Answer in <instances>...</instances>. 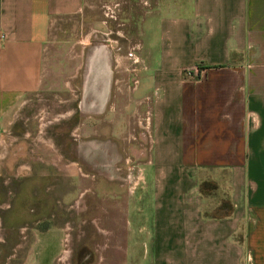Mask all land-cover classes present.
I'll list each match as a JSON object with an SVG mask.
<instances>
[{"label": "crops", "instance_id": "obj_1", "mask_svg": "<svg viewBox=\"0 0 264 264\" xmlns=\"http://www.w3.org/2000/svg\"><path fill=\"white\" fill-rule=\"evenodd\" d=\"M148 1L130 96L146 115L145 159L137 137L128 147L143 182L135 196L119 191L131 161L108 105V48L93 44L83 52L72 98L58 96L50 110L39 105L59 83L44 73L54 19L77 13L83 0H0L3 230H27L21 224L30 214L54 220L59 200L70 199L69 183L89 179L95 196L88 200L103 206L96 210L118 214L90 221L107 234L94 264H264V0ZM140 82L146 91L136 96ZM11 177L19 179L14 194L7 191ZM208 181L225 187L226 215H206L209 199L199 185ZM31 183L45 186L31 190ZM123 214L131 222L120 225ZM12 216L24 220L17 226ZM28 230L32 240L19 264H57L63 224Z\"/></svg>", "mask_w": 264, "mask_h": 264}, {"label": "rangeland", "instance_id": "obj_2", "mask_svg": "<svg viewBox=\"0 0 264 264\" xmlns=\"http://www.w3.org/2000/svg\"><path fill=\"white\" fill-rule=\"evenodd\" d=\"M83 2L84 4L77 13L54 19L50 29L52 35L49 38V46L44 55V73L48 79L50 77L54 80L57 79L59 82L57 86L59 87H52L53 93L51 95L46 93L47 96L42 97L39 105L50 110L51 102L54 103L58 96L67 95L72 98L71 95L76 93L81 76V69L74 71V65L81 61L83 52L93 44H101L108 48L112 68L108 105L110 112L115 114V117L121 122L119 134H121V138H124L123 142L125 144H123L126 146V153H128L125 158L129 157V161H131L122 167L124 176L128 178H126V182L122 184L123 188L119 191L124 193L127 192L126 188H128L136 196L142 192L140 190L143 182L140 180L141 174L139 168L135 165V160L130 159L131 153L128 151V147H134L132 138L135 136L142 145L141 149L145 148L146 143H143L142 138L146 135V129L144 128L146 115L143 107L140 106L137 109L136 103L132 102L130 96H132L131 91L136 80V67L140 63L138 37H136L137 29L139 20L150 3L148 0H83ZM141 41L143 50L146 39L141 38ZM74 72V78H70ZM140 78L141 76L138 77L139 80ZM54 80L52 81L53 84L56 83ZM66 80L69 81V83H66V86L69 85V87L62 86V82ZM140 84L141 82L139 83L141 93L135 91L134 95L136 96L142 95L146 91L145 88L141 90ZM46 89L48 91V88ZM108 128L111 129L112 127ZM143 153L144 155L140 160L145 159V150H143ZM13 178L11 177L7 188V191H10L11 194L18 192L19 189L18 177ZM85 181L86 183L76 181H74V184L73 181L69 183L71 185L69 188L71 191L70 199L66 201L59 200L60 209L54 216V220L51 219L46 223L49 216L40 215L29 216L26 220L29 223L33 217H42L41 222L44 224L41 227L44 228L53 221L60 223V225L63 224L65 227L63 231L64 246L60 261L57 264H94L100 251L99 242L104 241L103 238L106 232H103L104 237H101L92 225L94 222L99 225V216L103 218V222L109 218L115 220L118 217V214L112 209L111 211L107 210V212L101 211V213L96 210L98 207L103 209V206L96 199L94 201L92 199L88 200L89 197L95 196L92 193L95 189L88 184L89 179ZM40 185L45 186V184L31 183L28 184L30 186L28 188L33 190V187H39ZM201 193L209 199L206 215L221 217L229 211L225 187L208 181L201 186ZM6 203L8 202L6 201L4 204ZM140 207L144 212L142 223H145L147 222L146 215H148L145 214L148 209L145 198ZM3 218L4 216L0 214V257L4 258L11 254L10 259L5 264H19L32 240V232L28 228L33 225L26 224L27 230H3L2 226L5 222ZM94 218L96 220L91 225L90 221L92 222ZM8 219L9 217L6 220L8 221ZM23 220L24 216L11 217V221L17 222V226ZM119 220L120 225L125 224L126 221L131 222V215L123 214ZM21 225L24 227L23 223ZM101 225L108 227V224L102 223ZM142 236L139 237L140 242L145 240ZM110 238L111 240L114 239L112 236ZM140 242L135 246V250L139 255L142 254L145 246ZM0 264H4V262Z\"/></svg>", "mask_w": 264, "mask_h": 264}, {"label": "flooded vegetation", "instance_id": "obj_3", "mask_svg": "<svg viewBox=\"0 0 264 264\" xmlns=\"http://www.w3.org/2000/svg\"><path fill=\"white\" fill-rule=\"evenodd\" d=\"M32 217V216H36V214H30V215H28V216H26V220H27V218L28 217ZM41 218L42 217H40V218H38V217H33V218H31L32 220L29 222V223H25L24 224V226L26 227L27 225L26 224H31V225H33L35 228H38V229H40V228H42L41 226H42V224H44L43 222H41ZM52 219V216H49V219L47 218V222L46 223H48L49 222V220H51ZM14 223H17V222H14ZM27 228V227H26Z\"/></svg>", "mask_w": 264, "mask_h": 264}, {"label": "trees", "instance_id": "obj_4", "mask_svg": "<svg viewBox=\"0 0 264 264\" xmlns=\"http://www.w3.org/2000/svg\"><path fill=\"white\" fill-rule=\"evenodd\" d=\"M205 183H206V182H202V183L199 185V190H200V192H201V186L204 185ZM229 210H230V205H229ZM228 212H229V211H228ZM228 212H227V213H228ZM227 213H225L224 215H226ZM212 217H214V216H212Z\"/></svg>", "mask_w": 264, "mask_h": 264}, {"label": "built area", "instance_id": "obj_5", "mask_svg": "<svg viewBox=\"0 0 264 264\" xmlns=\"http://www.w3.org/2000/svg\"><path fill=\"white\" fill-rule=\"evenodd\" d=\"M1 37L3 38V35H1ZM135 184V183H134Z\"/></svg>", "mask_w": 264, "mask_h": 264}]
</instances>
